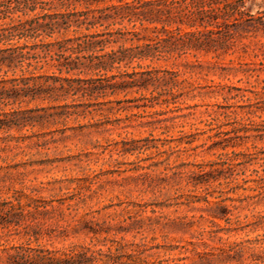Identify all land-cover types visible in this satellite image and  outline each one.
Returning <instances> with one entry per match:
<instances>
[{
  "label": "rangeland",
  "instance_id": "obj_1",
  "mask_svg": "<svg viewBox=\"0 0 264 264\" xmlns=\"http://www.w3.org/2000/svg\"><path fill=\"white\" fill-rule=\"evenodd\" d=\"M91 1L117 0L43 6ZM240 5L227 49L110 71L98 53L64 51L83 29L13 40L37 47L0 71L16 90L0 101V264L16 247L80 246L149 264H264V0ZM145 71L155 79L142 84Z\"/></svg>",
  "mask_w": 264,
  "mask_h": 264
},
{
  "label": "trees",
  "instance_id": "obj_2",
  "mask_svg": "<svg viewBox=\"0 0 264 264\" xmlns=\"http://www.w3.org/2000/svg\"><path fill=\"white\" fill-rule=\"evenodd\" d=\"M91 3L83 10L49 14L43 5L51 4L50 0H0V71L10 69L18 57L21 62L28 60V52L22 53L23 49L36 50V43L18 46L13 40H37L42 34L51 37L55 31H67L71 26L74 31L83 29L86 33L76 37L79 41L76 47L64 51L87 52L91 57L98 53L94 56L98 60L95 67L105 71L117 68L115 65L129 67L132 62L167 61L191 51L216 52L228 48L230 33L223 30L229 23L235 24L232 22L237 20V15L243 14L240 10L243 0H117L101 7H91ZM70 5L61 3L59 7ZM52 44L44 45L51 47ZM110 46L116 48L102 53ZM16 50L21 51L16 54ZM58 66L66 72L76 68L68 64ZM134 74L126 76L132 79ZM140 76L142 84L155 79L152 71L142 72ZM4 82L0 80V101L10 98L7 92L16 91L6 88ZM142 254L143 251H137L122 261L125 255H117L110 248L103 251L80 246L60 251L16 247L7 255L6 264H149L141 258Z\"/></svg>",
  "mask_w": 264,
  "mask_h": 264
}]
</instances>
